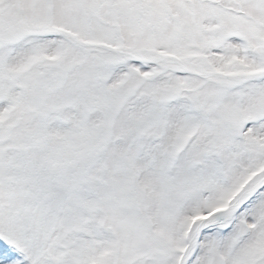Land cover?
<instances>
[{
	"label": "snow or ice",
	"instance_id": "1",
	"mask_svg": "<svg viewBox=\"0 0 264 264\" xmlns=\"http://www.w3.org/2000/svg\"><path fill=\"white\" fill-rule=\"evenodd\" d=\"M0 264H264V0H0Z\"/></svg>",
	"mask_w": 264,
	"mask_h": 264
}]
</instances>
